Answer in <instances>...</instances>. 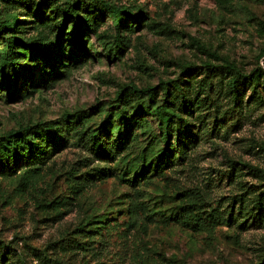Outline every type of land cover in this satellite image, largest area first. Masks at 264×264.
<instances>
[{
    "label": "rangeland",
    "instance_id": "obj_1",
    "mask_svg": "<svg viewBox=\"0 0 264 264\" xmlns=\"http://www.w3.org/2000/svg\"><path fill=\"white\" fill-rule=\"evenodd\" d=\"M85 1L95 11L93 26L77 30L86 53L77 65L53 58L59 76L41 56L56 48L51 26L64 15L41 23L23 13L0 35V51L17 34L36 53L19 58L13 97L0 86V137L38 124L54 132L47 155L0 176V264H264V220L254 222L264 203V0H105L138 15L119 33ZM5 13L0 2V20ZM65 24L76 50L74 22ZM174 80L194 107L174 98L188 134L175 119L166 143L155 107L171 105L162 83ZM149 87L154 105L132 94ZM108 117V137L123 143L99 155L88 138ZM164 148L172 154L161 157Z\"/></svg>",
    "mask_w": 264,
    "mask_h": 264
},
{
    "label": "trees",
    "instance_id": "obj_2",
    "mask_svg": "<svg viewBox=\"0 0 264 264\" xmlns=\"http://www.w3.org/2000/svg\"><path fill=\"white\" fill-rule=\"evenodd\" d=\"M0 2L6 9L5 17L0 20V35H6L7 32L13 33L16 28L21 26L20 16L25 14H28L29 16L33 10L37 16H40L41 23L42 21L44 22V20L46 21L48 19H52V17H54L53 19H56L57 16L64 15L65 18L62 22H60L58 25L51 26L54 31L57 29L60 30L59 33H56V40H52V42L55 41L54 44L56 45V48L53 50L56 51L57 55L59 56L55 55L54 51L50 50L49 52L46 50L42 52L43 56H41V58L47 65H49L48 67H51V74L57 76L60 75V72L53 68V58H61L62 64L65 66L68 65L66 64L67 62H71L76 65L81 63L82 54L86 53V49L84 42L77 34V30H79L81 26H93V22L90 17L92 16V13L95 12L91 9V7H89L88 4H86L85 0H72L69 4L63 7L60 6L58 0H40L39 2H37V0H0ZM95 3L101 12L110 15L112 23L118 33L120 32L121 27L126 26L128 23L133 24L136 23V21L139 22L138 15L129 12L124 6L110 4L105 0H95ZM43 5H46L47 8L52 9V12L45 16V12H41V7ZM69 19H72V22H74L70 36L72 37L71 40L77 46L76 50H72L71 45L67 44V39L64 38L65 34L67 33V31H65V23ZM258 24L261 27H264L263 20H258ZM62 33H64V36L61 35ZM58 43L59 45L57 46ZM66 51H69V53ZM73 51H76V54H74ZM23 54H29L30 57H34L36 53L34 47L31 44L24 42L22 37L18 36L17 34H11L7 36L4 47L0 51V86L3 89H7L10 97H13L19 88V80L22 76V67L19 63V58ZM64 60L66 61L63 62ZM229 67L233 68L231 66ZM250 77L255 83L252 92L253 94L251 95V97H253L257 93L256 86L260 81L261 75L260 72H254L250 75ZM27 78H29V75H27ZM239 82V74H234L228 83L230 92L236 101L240 100L239 97L242 94ZM162 85V88L166 94V98L170 99L168 102H170L171 105L166 104V102H164L165 104H159L155 107V112L157 113V116L164 127L162 138L167 143L170 137V131L172 130L171 126H174L175 119L179 120V136L180 133L183 134L182 137H185L188 134V118L176 111L174 98L181 97L185 100V111L193 110L194 106L190 101L188 90H186L177 80L170 81L169 83L163 82ZM171 87L173 90L178 91L179 96H173ZM132 94H135L138 99H145L149 105H154L157 103L158 91L156 87L143 89L134 88ZM130 96L127 95V98ZM126 101H128V99ZM140 105V113H143L147 108H149V105L145 106L144 101H142ZM112 123L113 121L111 120V117H108L103 121V125L100 129L93 131L89 135L88 140L93 150L99 155H110L114 149H117L115 146L122 142L121 138L120 141H112L108 137V133L112 128ZM53 135L54 132L51 130V128L44 129L38 124L35 126H26L23 129L11 130L7 134L1 136L0 176L14 173L17 170L18 164L26 157L27 159L25 161L27 162L32 156L37 157L39 161V158L41 159L47 155L51 149V144L49 143H53L54 141ZM159 151H161V157L166 156V154L170 156L173 152V150L168 148H164ZM159 151L157 152L158 154ZM154 153L157 154L156 152ZM257 204L258 206H256V209L258 212H256L254 215V222L258 221L261 223L264 220L263 200L260 199ZM2 244L3 243L0 241V257L5 256V247L3 248Z\"/></svg>",
    "mask_w": 264,
    "mask_h": 264
}]
</instances>
